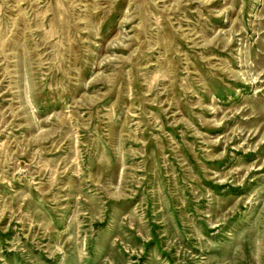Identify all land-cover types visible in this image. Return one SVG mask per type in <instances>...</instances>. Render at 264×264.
Segmentation results:
<instances>
[{
	"label": "rangeland",
	"instance_id": "rangeland-1",
	"mask_svg": "<svg viewBox=\"0 0 264 264\" xmlns=\"http://www.w3.org/2000/svg\"><path fill=\"white\" fill-rule=\"evenodd\" d=\"M0 264H264V0H0Z\"/></svg>",
	"mask_w": 264,
	"mask_h": 264
}]
</instances>
